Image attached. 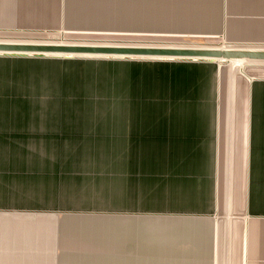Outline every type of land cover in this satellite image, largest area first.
Returning <instances> with one entry per match:
<instances>
[{
	"label": "crops",
	"instance_id": "0c3cea01",
	"mask_svg": "<svg viewBox=\"0 0 264 264\" xmlns=\"http://www.w3.org/2000/svg\"><path fill=\"white\" fill-rule=\"evenodd\" d=\"M0 29L121 30L264 45V0H0ZM7 56L40 55L0 54ZM88 58L127 59H77ZM138 59L169 62L136 67L137 74L110 62L116 71L106 91L116 94L107 115H93L92 101L73 111V101L64 118L169 124V138L127 137L114 147L110 139L107 148L79 142L37 154L0 147V264H264V88L242 121L239 150L230 149L232 139L220 152L217 125L222 119L229 137L233 123L214 114V78L223 68L212 60ZM13 64L22 63L1 62L0 71ZM47 64L21 68L41 70L50 85L47 70L57 65ZM76 72L67 91L90 89ZM118 90L128 100H119ZM190 124L197 127L184 129Z\"/></svg>",
	"mask_w": 264,
	"mask_h": 264
},
{
	"label": "rangeland",
	"instance_id": "374dc122",
	"mask_svg": "<svg viewBox=\"0 0 264 264\" xmlns=\"http://www.w3.org/2000/svg\"><path fill=\"white\" fill-rule=\"evenodd\" d=\"M0 42H19V43H110V44H129L131 46H208V45H230L234 48L233 44L225 42L220 37H205V36H180V35H158L154 33H138V32H124V31H67L60 30L56 32L48 31H25V30H9L0 29ZM245 46H261L264 45H245ZM238 47V46H237ZM40 55V54H28ZM50 55H40L32 57H17L7 56L0 57L1 62H15V63H33L40 64L48 63L57 65L55 69H45L50 71L52 82L50 85L48 81H44L41 70H33L37 68H21V65L14 64L12 69H4L3 74H0V147H9L20 149L27 148L30 153L31 150L37 154L41 152V148H50L56 150L64 149L67 147L72 148L73 144L79 142L90 143L94 141V147L107 148L105 144L110 143L114 146L116 141L121 144L123 139L130 137H144L152 138L158 137V134L163 138H169V134L165 129L171 127L169 124H155L144 125L143 127L134 123H125L123 118H108L99 120H65L64 115L66 108L69 110L70 106L75 109H82L84 101H92L95 103V110L92 114L102 113L107 115L110 99H112L115 92L106 91L107 79L110 75H114L115 66L110 62L125 63L129 66V73L137 72L136 67L150 68L154 64L164 62L162 60L138 59L127 58L115 60L111 58L106 59H77L94 56H58L63 58L51 59L50 57H43ZM68 57H77L69 58ZM72 60V61H69ZM71 62V63H70ZM169 62V61H166ZM172 62V61H171ZM209 63L204 61L203 64ZM218 63V62H217ZM47 64V65H48ZM50 66V65H49ZM104 66V68H98ZM97 67V69L90 68L86 71L83 68ZM227 67L234 69H243L242 72H233ZM219 70L216 72L214 78V85L216 91V110L215 115L218 116H231L233 123H230V136L227 135L226 127L228 126L220 119L218 126L220 152L225 147V142L229 140L233 143L230 149L232 152L234 148L239 150L240 141L247 126L242 121L245 116L252 115L253 99L255 94L264 88V65L251 66L244 64L243 66L233 67L231 63H221ZM77 69L74 76L88 77L92 87H77L74 86L72 92L67 91L66 83L73 75V71ZM101 69L102 72H97ZM92 71V72H91ZM56 72V73H55ZM58 72V73H57ZM44 73V72H43ZM93 77L90 79L89 75ZM196 76V75H195ZM82 78V77H77ZM129 78H131L129 76ZM87 80V82H89ZM103 83V86H102ZM213 83V82H212ZM52 85V86H51ZM103 87H105L103 89ZM117 89V88H116ZM119 89V88H118ZM129 92H131L129 90ZM128 92V93H129ZM69 93V94H68ZM126 93V92H125ZM119 100L126 99L123 93H119ZM130 94V93H129ZM131 95V94H130ZM74 102L69 108L67 102ZM229 101V102H228ZM85 103V102H84ZM91 103V102H90ZM122 103V102H121ZM76 105V106H75ZM87 105V104H86ZM108 105V106H107ZM129 106V102H123L121 107ZM103 106V107H98ZM114 107V106H113ZM67 110V111H68ZM78 114V113H77ZM109 114V113H108ZM56 115V117H54ZM75 115V114H74ZM59 116V117H57ZM152 126V127H151ZM168 126V127H167ZM173 126L175 131L178 126ZM186 129L189 127H197V125H183ZM179 128V127H178ZM154 131H161L156 134ZM181 131V129H180ZM162 133V134H161ZM226 133V134H225ZM155 134V136H152ZM157 135V136H156ZM159 136V137H160ZM113 140V141H110ZM161 138H158L160 140ZM110 142H106V141ZM224 141V143H223ZM237 141V143H236ZM220 143V144H221ZM104 144V146H101ZM235 145V146H234ZM90 146V145H89ZM224 146V147H223ZM93 147V146H90ZM111 147V146H109ZM37 148V149H36ZM226 148V147H225ZM36 150V151H35ZM27 151V153H29ZM55 153V151H53ZM15 156V155H14ZM223 211V209H221ZM239 211V206H235V212Z\"/></svg>",
	"mask_w": 264,
	"mask_h": 264
},
{
	"label": "water",
	"instance_id": "95a60500",
	"mask_svg": "<svg viewBox=\"0 0 264 264\" xmlns=\"http://www.w3.org/2000/svg\"><path fill=\"white\" fill-rule=\"evenodd\" d=\"M245 46V45H235ZM0 52L17 53H71L101 54L111 56L157 57V58H223L264 61V49L235 48L223 51L217 49L194 48H153L118 46H58L41 44H0Z\"/></svg>",
	"mask_w": 264,
	"mask_h": 264
},
{
	"label": "bare ground",
	"instance_id": "6f19581e",
	"mask_svg": "<svg viewBox=\"0 0 264 264\" xmlns=\"http://www.w3.org/2000/svg\"><path fill=\"white\" fill-rule=\"evenodd\" d=\"M9 43V44H41V45H58V46H95V47H104V46H118V47H150V46H131L129 44H110V43H90V42H83V43H19V42H0V44ZM153 48H194V49H217L220 51L226 49H235V48H246V49H257L261 50L264 47L261 46H228V45H208V46H174V47H162V46H155ZM3 55H28V54H40V55H59V56H94V57H122V58H130L131 56H111V55H101V54H71V53H15V52H0ZM138 58H157V57H138ZM163 59V58H162ZM168 59V58H167ZM171 59H183V60H212L218 62L220 65L221 63H231L233 67L243 66L244 64L249 65H264V61H257V60H248V59H223V58H171Z\"/></svg>",
	"mask_w": 264,
	"mask_h": 264
}]
</instances>
